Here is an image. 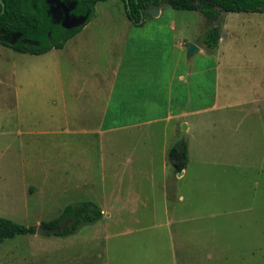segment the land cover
<instances>
[{
	"label": "rangeland",
	"instance_id": "374dc122",
	"mask_svg": "<svg viewBox=\"0 0 264 264\" xmlns=\"http://www.w3.org/2000/svg\"><path fill=\"white\" fill-rule=\"evenodd\" d=\"M55 5L53 17L60 20V4ZM106 5L125 10L112 1ZM164 9L162 19L174 20L182 33L178 39L192 38L209 25L196 11ZM223 15L236 34V43L229 40L228 46L243 47L250 58L259 52L264 57V13ZM239 54L233 52L236 61ZM35 59L0 45V218L37 229L66 205L84 201L108 214L66 236L35 230L1 240L0 264H264L263 145L239 148L233 166L226 160L223 125L208 124L188 134L190 161L182 180L174 178L172 167L164 173L158 157L151 166L143 160L123 164L119 156L127 157V135H107L97 147L95 136L44 133L61 124L60 119H42L30 101L35 88L25 87V72L29 75ZM185 59L202 69V77L191 82L194 105H206L213 113L239 109L232 99L214 100L215 85L225 86L214 80L213 56L195 52ZM16 75L22 81L17 108ZM198 133L206 138L202 143L193 140ZM138 138L132 135L130 140L135 147ZM163 178H168V195H174L168 209L161 204Z\"/></svg>",
	"mask_w": 264,
	"mask_h": 264
},
{
	"label": "crops",
	"instance_id": "0c3cea01",
	"mask_svg": "<svg viewBox=\"0 0 264 264\" xmlns=\"http://www.w3.org/2000/svg\"><path fill=\"white\" fill-rule=\"evenodd\" d=\"M109 1L118 6L122 4L120 0L97 2L91 19L62 48L38 55L19 53L36 58L29 75L25 72V87L35 88L32 95L35 99L30 98V101L36 104L42 119L51 122L60 119L61 125L48 128L45 134L95 136L97 147L103 143L101 141H107V135H127L128 154L119 156L122 163L143 160L150 165L158 157L163 161L164 173L172 167L168 150L176 142L184 141L189 160L182 171L173 170L176 180L184 178L190 161L188 134L208 124L223 125L229 151L226 160L233 166H236L239 148L264 146V57L259 52V56L250 58L243 47L228 46L229 40L236 43V34L229 31V25L222 20L224 13L218 22V46L209 51L201 42L208 23L192 38L178 39L182 33L178 34L176 22L162 19L167 5L158 7L156 15H149L142 26L136 27L125 10L123 13L117 7L111 10L106 5ZM189 43L197 47L196 52L214 58L211 68L214 80H221L225 86L222 89L219 83L215 85L214 100L232 99L233 107H239L238 110L213 113L215 111L206 105L193 104L191 82L194 76L202 77V69L196 70L192 62L186 61L185 54L187 58L193 55L186 53ZM236 51L240 52L238 61L232 56ZM204 70L205 76L210 67ZM230 71H234L232 75ZM228 79L235 83L228 85ZM14 82L13 104L17 108L21 104L22 81L16 75ZM246 106L249 108L245 109ZM209 119L215 122L210 123ZM198 134L197 139L192 138L196 142L205 138ZM132 135L139 136L136 147L131 142ZM180 137L183 140L178 139ZM160 139V150L156 151ZM109 157L112 159V154ZM198 157L196 160L200 159ZM167 181L168 178H163L161 182L160 197L162 206L168 209L169 197L174 195H168L171 191L167 193ZM178 200L183 202L184 197L179 194ZM101 212L108 214L103 209Z\"/></svg>",
	"mask_w": 264,
	"mask_h": 264
},
{
	"label": "trees",
	"instance_id": "16d2710c",
	"mask_svg": "<svg viewBox=\"0 0 264 264\" xmlns=\"http://www.w3.org/2000/svg\"><path fill=\"white\" fill-rule=\"evenodd\" d=\"M100 1L107 0H0V45L18 53L33 55L60 49L87 24L93 15L95 4ZM120 2L127 18L136 27L144 24L149 17L147 11L152 7L167 5L176 10L198 12L209 22L201 41L209 51L218 46V22L222 13H264V0H128V4L125 0ZM56 3L70 5L74 17L83 18V22L69 30L62 28L50 12ZM167 157L174 171H182L187 163L186 143L176 142L168 150ZM102 216L96 204L84 201L66 205L58 217L41 223L39 227L57 228L67 221L66 227L56 233L66 236L74 233L80 224L97 221ZM35 230L34 226H23L0 218V241L15 235L33 234Z\"/></svg>",
	"mask_w": 264,
	"mask_h": 264
},
{
	"label": "water",
	"instance_id": "95a60500",
	"mask_svg": "<svg viewBox=\"0 0 264 264\" xmlns=\"http://www.w3.org/2000/svg\"><path fill=\"white\" fill-rule=\"evenodd\" d=\"M125 3L128 4V0H125ZM1 5L3 6L2 3H1ZM50 12H51L52 16L55 14L53 8L50 9ZM147 12L151 16L156 15L158 13V7H152ZM76 20L77 21L74 24V26H77V25L81 24L84 19L83 18H76ZM62 26L64 28H70L72 25H69V24L67 25L66 23L62 22ZM196 51H197V47L194 44L189 43L188 46H187V55H190V54H192V53H194ZM183 128H184V125H183ZM66 225H67V221H64L57 228L46 229V228L37 227L36 232L40 233V234L58 233L59 231L64 229L66 227Z\"/></svg>",
	"mask_w": 264,
	"mask_h": 264
},
{
	"label": "flooded vegetation",
	"instance_id": "af4514ba",
	"mask_svg": "<svg viewBox=\"0 0 264 264\" xmlns=\"http://www.w3.org/2000/svg\"><path fill=\"white\" fill-rule=\"evenodd\" d=\"M59 7H60L59 11H60V14H61L60 15V20H55V22H58L62 28H64L62 26V22L66 23L67 25L68 24L72 25L70 28H64V29H67V30L75 27L74 24L76 23L77 20L74 17L75 15H73L71 13L72 7L70 5H64V4L59 5Z\"/></svg>",
	"mask_w": 264,
	"mask_h": 264
}]
</instances>
